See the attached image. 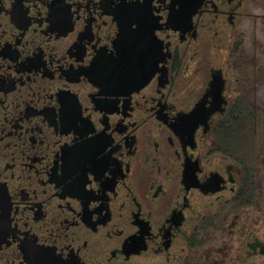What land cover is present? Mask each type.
Returning a JSON list of instances; mask_svg holds the SVG:
<instances>
[{
	"label": "flooded vegetation",
	"instance_id": "obj_1",
	"mask_svg": "<svg viewBox=\"0 0 264 264\" xmlns=\"http://www.w3.org/2000/svg\"><path fill=\"white\" fill-rule=\"evenodd\" d=\"M260 21L0 0V264H264Z\"/></svg>",
	"mask_w": 264,
	"mask_h": 264
},
{
	"label": "trees",
	"instance_id": "obj_2",
	"mask_svg": "<svg viewBox=\"0 0 264 264\" xmlns=\"http://www.w3.org/2000/svg\"><path fill=\"white\" fill-rule=\"evenodd\" d=\"M250 117H251V119H252V118H253V115L251 114V116H250ZM239 121H241V115H240V119H239Z\"/></svg>",
	"mask_w": 264,
	"mask_h": 264
},
{
	"label": "rangeland",
	"instance_id": "obj_3",
	"mask_svg": "<svg viewBox=\"0 0 264 264\" xmlns=\"http://www.w3.org/2000/svg\"><path fill=\"white\" fill-rule=\"evenodd\" d=\"M261 24H263V25H264V23H263L262 21H260V25H261ZM263 36H264V34H263Z\"/></svg>",
	"mask_w": 264,
	"mask_h": 264
}]
</instances>
